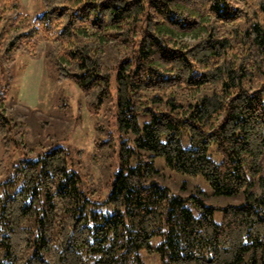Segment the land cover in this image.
<instances>
[{
  "label": "trees",
  "instance_id": "trees-1",
  "mask_svg": "<svg viewBox=\"0 0 264 264\" xmlns=\"http://www.w3.org/2000/svg\"><path fill=\"white\" fill-rule=\"evenodd\" d=\"M42 1L26 24L18 0H0V56L35 51L43 37L60 43L61 52L46 51L57 79L77 85L91 115L115 100L138 156L131 165L126 146L108 180V209H96L64 146L23 149L29 156L7 165L13 143L25 140L13 136L23 126L0 90V264H144L141 249L163 264H264V0ZM158 156L243 202L217 223L201 198L155 179Z\"/></svg>",
  "mask_w": 264,
  "mask_h": 264
},
{
  "label": "rangeland",
  "instance_id": "rangeland-1",
  "mask_svg": "<svg viewBox=\"0 0 264 264\" xmlns=\"http://www.w3.org/2000/svg\"><path fill=\"white\" fill-rule=\"evenodd\" d=\"M18 2L25 14L26 24H30L44 11L42 0ZM203 34V31L195 32L180 37V40L184 44H190ZM51 48L57 52L63 49L60 43H52L43 37L35 51H15L9 62L0 56V90L6 93V110L18 126H23V133H15L13 136L25 140L19 146L13 143V155L5 161L8 165L20 157L29 156L20 155L23 149L28 150V154L32 156L42 149L64 146L72 153V168L82 177L83 187L92 192L94 207L107 210L103 198L109 190L108 180L121 168V155L126 153V146L134 152L131 165L136 163L138 154L133 141L134 134L120 128L116 119L115 100L114 104L113 100L107 101L100 114L89 113L77 85L71 80L57 79V67L46 55V51ZM148 115L139 114V123L147 121ZM97 140L106 143L98 149L95 147ZM181 140L185 147L189 145L187 134ZM216 146V142H212L209 153L219 161ZM2 152L0 137V159ZM155 163L159 170L155 179L160 184L168 187L174 194L201 198L207 206L214 208L213 217L217 223L223 220L224 208L239 205L244 200L242 195H217L202 174L188 176L174 171L165 163L163 157H155ZM190 207L196 214L201 210L193 205ZM159 242L158 236L152 239L155 246ZM139 254L144 264H163L156 252L141 249Z\"/></svg>",
  "mask_w": 264,
  "mask_h": 264
}]
</instances>
